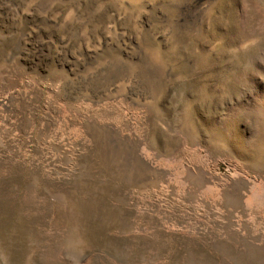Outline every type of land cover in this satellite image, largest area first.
I'll list each match as a JSON object with an SVG mask.
<instances>
[{
  "label": "rangeland",
  "instance_id": "rangeland-1",
  "mask_svg": "<svg viewBox=\"0 0 264 264\" xmlns=\"http://www.w3.org/2000/svg\"><path fill=\"white\" fill-rule=\"evenodd\" d=\"M0 264H264V0H0Z\"/></svg>",
  "mask_w": 264,
  "mask_h": 264
},
{
  "label": "bare ground",
  "instance_id": "bare-ground-1",
  "mask_svg": "<svg viewBox=\"0 0 264 264\" xmlns=\"http://www.w3.org/2000/svg\"><path fill=\"white\" fill-rule=\"evenodd\" d=\"M196 2V1H195Z\"/></svg>",
  "mask_w": 264,
  "mask_h": 264
}]
</instances>
